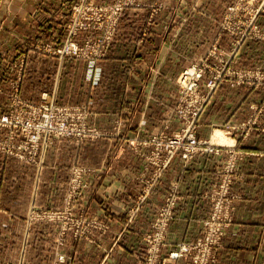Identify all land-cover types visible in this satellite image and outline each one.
Here are the masks:
<instances>
[{
    "label": "crops",
    "instance_id": "crops-1",
    "mask_svg": "<svg viewBox=\"0 0 264 264\" xmlns=\"http://www.w3.org/2000/svg\"><path fill=\"white\" fill-rule=\"evenodd\" d=\"M140 1L143 5L127 9L121 20L127 24L123 23L122 28L134 30L128 33L127 42L121 38L115 40L110 54L97 64L95 75L89 77L84 61L60 58L52 53V34L65 32L71 0H0V32L10 34L8 38L12 39L2 45L12 54L8 59L16 66L13 79H17L23 66L21 78L16 80L19 94L40 99L43 93H54L53 97L62 105L89 104L94 110L92 123L114 128L121 122L119 127H123L121 137L99 139L91 144L96 171L91 187L82 200L78 199L84 213L111 225V233L93 235L89 240L68 237L61 249L67 261L55 264L72 261L73 264H142L144 235L173 184L178 186L180 199L163 251L167 253L179 242L195 241L204 235L205 219L212 209L208 193L219 180L225 153H197L187 161L177 154L140 203L139 211L129 219L130 210L139 204L154 171V167L148 169L144 156L149 151L143 145L145 140L133 136H147L150 129L157 133L166 117L173 115L177 98L173 95L182 57L183 66L190 65L191 52L195 55L198 44L193 19L200 13L219 18L225 7L237 0ZM197 3L209 8L198 11ZM253 4L260 8L257 18L264 25V0H253ZM157 5L161 6L153 12L150 8ZM149 16H154L153 22L144 28ZM138 20L140 26L135 25ZM24 38L30 40L23 41ZM219 47L223 48L222 39ZM182 50L187 55L182 56ZM109 64L112 66L109 70L104 68ZM4 83L0 93L4 92ZM216 91L212 106L220 107L222 97ZM6 110L0 108V115ZM170 122L174 128L172 118ZM214 134L204 138L213 139ZM226 140L233 146L245 142L233 137ZM56 142L48 148L41 171L29 161L0 152L1 264H53L50 248L54 235L49 228L52 224L33 222L26 214L31 204L44 198L51 200L53 195L48 189L57 183L56 179L60 178V187L63 184L62 159H53L52 151L55 149L61 156L76 151L79 160H83L86 147H90L89 143L77 145L70 140ZM248 148L253 153L240 162L241 178L232 187L238 198L234 201V220L226 229L218 264H264V133L258 132L257 140ZM97 151L103 153L98 160ZM188 262L184 257L174 264Z\"/></svg>",
    "mask_w": 264,
    "mask_h": 264
},
{
    "label": "rangeland",
    "instance_id": "rangeland-1",
    "mask_svg": "<svg viewBox=\"0 0 264 264\" xmlns=\"http://www.w3.org/2000/svg\"><path fill=\"white\" fill-rule=\"evenodd\" d=\"M141 5L143 2L140 0H71L67 9L65 32L52 34V41L50 42L53 47L52 53L60 58L68 57L84 61L87 63L88 75L90 77L91 74L92 77L95 75V69L98 68L97 64L110 54V49L115 40L121 38L123 42H127L128 33L134 31L133 29L122 28L123 23L124 26H127L126 22L121 21L124 12ZM157 6L150 9L154 12V9L160 8L161 5ZM206 8H209L208 5L205 7L204 4H196L198 11H203ZM258 11L259 8L255 7L253 0H237L227 5L223 15L219 18L198 14L193 19L198 44L195 55H192L191 52L190 65L183 66L184 58L182 57V66L176 78V90L173 95L174 97L177 96L173 115H169V119L166 117L157 133H153V129H150L146 132L147 136H133V139L145 140L143 145L149 147V151L144 152L145 155H143L147 159L148 169L154 167V171L148 180L147 189L139 200V204L130 210L129 219H133L139 211L138 206L145 199L151 187L161 178L173 158L178 154L187 161L182 150L173 156L169 153L171 149L168 143L174 137L181 136L186 140L194 137L197 141L205 142L208 146L218 150L214 151V154L225 153L226 155V160L220 169L219 180L208 193L212 209L205 219L203 237L195 241L179 242L171 251L167 253L163 251L168 243V227L174 218L180 199L178 186L173 184L163 205L153 217L149 231L144 235L146 248L141 257L142 264H174L184 257L189 259L188 264H193L194 257L192 258L188 253L179 258L173 257L172 254L180 251L189 242L204 241L207 232L206 222L211 219L214 210L220 213L225 229L233 223L234 201L238 195L233 193L232 187L241 178L240 162L246 155L253 153L246 149H249L248 147H251L257 140L258 132L264 133V25L256 17ZM150 16L147 19L149 23L146 22L144 28L152 24L154 16ZM140 24L141 21L138 20L135 25L140 26ZM216 31L220 32V35L215 34ZM135 34L129 36V39L132 40ZM8 37L10 34L0 32V86L5 82L4 92L0 93V108H8L0 116L9 117L10 115H7L9 110L18 107V110H15V118L22 126L21 130L25 133V141L23 142V137H20L22 141L19 139L20 141L15 142V146L19 150V146H23L20 150L23 151V157L10 155L1 150L0 152L7 157L29 161L37 166L38 171H41L45 165L48 148L53 143L56 145L55 143H58L56 141L70 140L77 145L89 143L90 146L86 147L83 160H79L80 156L77 155L76 151L73 153L69 151L68 155L62 156L55 149L52 151L53 159H62L61 180L63 184L60 187V178L56 179L57 183L48 189L53 195L51 200L44 198L36 204H31L26 214L27 219H31L33 222L47 221L52 224V227L49 228H52L54 235L50 248L52 256L54 254L55 257V259L53 257V264L55 262L65 263L67 258L61 249L66 244L65 241L68 237H84V239L89 240L93 239V235L107 236L111 233L112 227L108 222L84 213L78 201L83 199L91 187L92 175L96 171L93 166L94 154L91 144L99 139L121 137L123 127H119L120 122L114 126L115 129L112 127L101 128L90 121L94 115V110L89 104L62 105L53 97L54 93L52 95L43 93L44 95L40 99L21 96L17 90L20 86L18 87L16 80L21 78L23 66L18 70L17 79H13L16 66H13L12 59H8L12 54L4 50L2 45L5 41L12 42V39L9 40ZM221 39L223 48L219 47ZM29 40L28 38L23 39L27 42ZM71 44L78 47V55L67 49ZM59 49H63L64 53H59ZM181 54L182 56L187 55L183 50ZM111 67L110 64L104 66L108 70ZM195 67L197 71H202L203 76L199 81V90L191 94L187 90L191 80L184 79V72ZM153 68L156 70V67L153 66ZM217 76L222 78V82L212 89L210 79ZM216 90L220 92L222 97L220 107L216 104V107L212 106L215 97L213 94ZM47 106H53L59 116L68 115V131L72 134L68 136L43 135L44 138L40 144L29 143L28 129H24L30 121L31 131L37 133L44 131L42 119ZM28 108L30 114H28ZM171 118L174 125L176 124L174 128L170 122ZM212 132H215L213 139L204 138ZM227 137L243 139L245 144L230 145L226 140ZM4 139L6 140L4 144L9 143L8 138L5 137ZM154 139L162 141L163 145L157 147L152 142ZM16 151L18 152V150ZM102 154L97 151L96 159H100ZM66 175H68L67 179H65ZM38 227L36 226L37 229ZM225 234L213 246L214 264H218ZM71 246L70 251H72ZM108 250L106 249V251ZM101 260L103 262L104 259ZM73 263L75 262L72 261L69 264Z\"/></svg>",
    "mask_w": 264,
    "mask_h": 264
},
{
    "label": "built area",
    "instance_id": "built-area-1",
    "mask_svg": "<svg viewBox=\"0 0 264 264\" xmlns=\"http://www.w3.org/2000/svg\"><path fill=\"white\" fill-rule=\"evenodd\" d=\"M259 13V11H258ZM258 13L256 14V17H258ZM257 20V19H256ZM67 49L71 50V53L78 55V47L74 44H71ZM59 53H64L63 49L58 50ZM197 67V66H196ZM189 69L184 72V79L191 80L190 85L187 87L188 93L194 94L195 91L199 90V81L200 78L203 76L202 71H197V68ZM221 77L217 76L214 78H211L210 82H212V89L216 86H218L222 81ZM18 90V89H17ZM18 107H13L9 110L7 115H10L9 117L0 116V150L2 152H6L10 155H18L20 157H23V151H20L23 146H19L20 150L15 146V142L20 141V137L25 138V133L22 132L20 126V122L17 121L15 118L16 112L15 110ZM28 114L29 108H28ZM12 115V116H11ZM62 115V114H61ZM42 126L44 131L41 133L33 132L30 129L31 122L28 121V124L26 125L25 129H28V141L29 143L36 144L41 143L42 139L44 138L43 135H61V136H68L72 133L68 131L67 123L69 122V117L67 116H59L57 112L55 111L53 106H47L46 113L43 115L42 119ZM8 138L9 143H5L4 138ZM20 139V140H19ZM22 141V140H21ZM25 139L23 140V142ZM152 142H154L157 147H160L163 145L162 141H159L158 139H154ZM168 146L170 147L169 153L173 156L174 154L178 153V151H184V157L189 160L191 157H193L196 153L202 152V153H214V151H218L213 147L208 146L205 142L197 141L194 137L190 138L189 140L184 139L181 136H176L174 139H172ZM6 149V150H5ZM18 150V152L16 151ZM172 158V157H171ZM227 186V184H226ZM225 224L222 222V218L220 213L217 210H214V213L206 222V237L203 242H189L185 246H183L180 251L177 253H173V257H182L185 256V253H188L193 260V264H214V252H213V246L215 243L221 239V236L225 233ZM160 255V254H159ZM155 264V263H154Z\"/></svg>",
    "mask_w": 264,
    "mask_h": 264
},
{
    "label": "bare ground",
    "instance_id": "bare-ground-1",
    "mask_svg": "<svg viewBox=\"0 0 264 264\" xmlns=\"http://www.w3.org/2000/svg\"><path fill=\"white\" fill-rule=\"evenodd\" d=\"M259 9H260V8H259ZM251 14H252V13H251ZM254 14H256V13H254ZM253 16H254V15H253ZM253 16H252V17H253ZM183 81H184V79H183ZM186 85H188V84L186 83ZM53 96H54V95H53ZM48 99H49V98H48ZM25 120H26V119H25ZM26 121H27V120H26ZM25 124H26V123H25ZM25 124H24V125H25ZM33 124H34V122H33ZM31 127H32V126H31ZM69 132H70V131H69Z\"/></svg>",
    "mask_w": 264,
    "mask_h": 264
}]
</instances>
